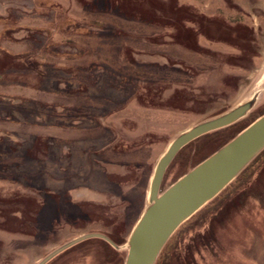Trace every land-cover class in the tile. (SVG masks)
Masks as SVG:
<instances>
[{
  "label": "rangeland",
  "instance_id": "rangeland-1",
  "mask_svg": "<svg viewBox=\"0 0 264 264\" xmlns=\"http://www.w3.org/2000/svg\"><path fill=\"white\" fill-rule=\"evenodd\" d=\"M251 99L161 191L264 114V0H0V264H125L172 141ZM261 152L156 264H264Z\"/></svg>",
  "mask_w": 264,
  "mask_h": 264
},
{
  "label": "water",
  "instance_id": "water-1",
  "mask_svg": "<svg viewBox=\"0 0 264 264\" xmlns=\"http://www.w3.org/2000/svg\"><path fill=\"white\" fill-rule=\"evenodd\" d=\"M254 103L255 100L251 99L219 116L200 122L172 141L155 167L149 192L150 204L130 235L125 264H156L163 248L179 226L214 199L264 149L262 114L230 141L161 191L168 166L185 145L194 138L237 122L248 113ZM90 237L104 238L117 247L107 236L89 233L55 249L38 264L47 263L66 248Z\"/></svg>",
  "mask_w": 264,
  "mask_h": 264
},
{
  "label": "flooded vegetation",
  "instance_id": "flooded-vegetation-1",
  "mask_svg": "<svg viewBox=\"0 0 264 264\" xmlns=\"http://www.w3.org/2000/svg\"><path fill=\"white\" fill-rule=\"evenodd\" d=\"M102 234V233H101ZM104 235V234H103ZM106 236V235H105ZM97 238H101V237H97ZM109 238V237H108ZM101 239H103L104 241H106V242H108L109 243V241L108 240H106V239H104V238H101ZM109 240H112L117 246L119 245L118 243H119V241H116V240H113V239H109ZM78 243V242H77ZM110 244L113 246V247H116V246H114L111 242H110ZM67 249V248H66ZM78 249V248H77ZM79 250V249H78ZM64 251V250H63ZM85 251H87V250H85V249H82V247H80V253H84ZM61 253V252H60ZM80 255V254H79ZM78 255V256H79Z\"/></svg>",
  "mask_w": 264,
  "mask_h": 264
},
{
  "label": "trees",
  "instance_id": "trees-1",
  "mask_svg": "<svg viewBox=\"0 0 264 264\" xmlns=\"http://www.w3.org/2000/svg\"><path fill=\"white\" fill-rule=\"evenodd\" d=\"M221 140H222V138L220 139V141H221ZM261 153H262V152H261ZM222 205H223V204L219 205V206L216 208V210L219 209V208H221Z\"/></svg>",
  "mask_w": 264,
  "mask_h": 264
}]
</instances>
